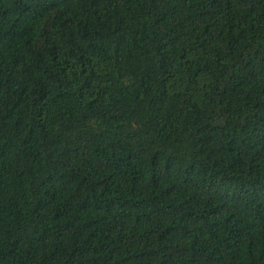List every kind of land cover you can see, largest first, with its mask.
Returning <instances> with one entry per match:
<instances>
[{
	"label": "trees",
	"instance_id": "trees-1",
	"mask_svg": "<svg viewBox=\"0 0 264 264\" xmlns=\"http://www.w3.org/2000/svg\"><path fill=\"white\" fill-rule=\"evenodd\" d=\"M0 264H264V0H0Z\"/></svg>",
	"mask_w": 264,
	"mask_h": 264
}]
</instances>
